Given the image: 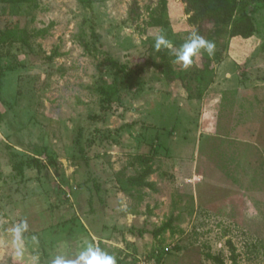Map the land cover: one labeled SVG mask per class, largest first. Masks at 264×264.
<instances>
[{
  "label": "rangeland",
  "instance_id": "374dc122",
  "mask_svg": "<svg viewBox=\"0 0 264 264\" xmlns=\"http://www.w3.org/2000/svg\"><path fill=\"white\" fill-rule=\"evenodd\" d=\"M244 1L256 32L216 25L215 54L184 69L155 48L195 32L182 0L161 30L157 0H0V264L23 218L49 219L40 239L91 234L117 264H264V0Z\"/></svg>",
  "mask_w": 264,
  "mask_h": 264
},
{
  "label": "trees",
  "instance_id": "16d2710c",
  "mask_svg": "<svg viewBox=\"0 0 264 264\" xmlns=\"http://www.w3.org/2000/svg\"><path fill=\"white\" fill-rule=\"evenodd\" d=\"M12 4H32L36 5L37 0H5ZM158 1V11L155 15L152 16L151 20L148 23L147 28H153L157 30H161L162 28L166 27L168 24V20L166 18V8H167V0H157ZM187 5V13L189 14L188 22L192 25L197 32L201 36H205L211 32V30L218 24H228L231 22L232 30L231 34L233 36H242L244 38L251 37L256 32V26L254 21L251 19L250 11L243 12L239 16H235L239 0H182ZM250 0L244 1L247 3ZM135 5V1H134ZM136 9V8H135ZM135 9H132V17H135ZM147 28L143 30V32H147ZM6 31V32H5ZM2 32L3 38H0V42H5V35L8 38L11 37L14 33L11 30H5ZM11 31V32H10ZM7 38V39H8ZM14 39V38H13ZM11 39L10 41H12ZM165 61V67H162L163 74L167 77L169 81L174 80V73L169 66V63ZM117 63L114 62V65ZM117 72L120 73L124 71V66H117ZM103 92L107 93V90H102ZM116 89L113 90L115 92ZM143 159V158H142ZM152 173L150 166H148L139 176V181ZM169 224H164L154 230V234L158 235L163 232ZM210 258L215 259L219 264H225L222 259L216 256H210ZM233 260L235 261V257L233 256Z\"/></svg>",
  "mask_w": 264,
  "mask_h": 264
},
{
  "label": "clouds",
  "instance_id": "9594fccd",
  "mask_svg": "<svg viewBox=\"0 0 264 264\" xmlns=\"http://www.w3.org/2000/svg\"><path fill=\"white\" fill-rule=\"evenodd\" d=\"M161 47L169 50L175 56L176 61L180 63L184 69H187L193 65L194 57H196L201 50L207 52L209 56H213L215 54L216 45L213 41L206 40L197 32H193L191 38L180 45L178 49L165 34H160L155 37V48L159 50ZM225 75L230 78L231 74L226 73ZM27 230L28 224L23 220L15 224L11 229L17 255H20L22 252V238ZM51 264H117V259L100 247L94 244H88L79 251L75 258H69L67 253H62L55 255L51 260Z\"/></svg>",
  "mask_w": 264,
  "mask_h": 264
},
{
  "label": "crops",
  "instance_id": "0c3cea01",
  "mask_svg": "<svg viewBox=\"0 0 264 264\" xmlns=\"http://www.w3.org/2000/svg\"><path fill=\"white\" fill-rule=\"evenodd\" d=\"M24 199L25 198L17 199L18 201L20 200L19 202L18 201L17 202L14 201V203H17L16 208L19 207V208H21V210H23L22 207L25 208L27 206V204L24 201ZM22 220L27 222L28 230L31 233H27V235L23 236V238H22V241L24 243L22 242V252H21V254L17 255L16 246H15V249L9 254V256H8L9 259L7 260L6 264H40L38 261L36 263L35 259H32L33 254L31 253L32 249H33V246H35V244L39 247V241L40 240L42 242L45 241L46 243H48V242H50L49 239H51V243L50 244L53 243L54 247L52 249L49 248V247L46 248L47 249V253L51 256V259L49 261V264H51V260L54 258L55 255L62 254V253H67L66 249H67V245L69 243H72V245L74 247V254L70 255V253H69L68 257L69 258H75V256L79 253V251L83 249L82 247H85V244H84V243H86L85 241H89V242H91L93 244V241H94L93 239H95L91 234L88 235L87 232H85L87 235L82 238L84 240H77L76 239V240H73V242H71L70 240L65 238V234L64 233L61 234V231L57 230V232H55L56 234L52 233L51 237L49 235H47L45 238H42L43 239L42 240V239H40V236L38 234H40V232H42L41 233V237H42V234L45 231V226L44 225L46 224V222H49V219L48 218H42V219H40L38 221H36V219L31 221L30 218H23ZM37 226H42V227H41V229H37ZM35 234L38 235V237H39L38 239L32 238ZM1 238L4 241L8 240V242L11 244V246H13L12 245V243L14 242L13 241V236L10 237L9 239H7L6 235L4 234V232H1ZM2 255L4 256V254H2ZM5 255L7 256V254H5Z\"/></svg>",
  "mask_w": 264,
  "mask_h": 264
}]
</instances>
